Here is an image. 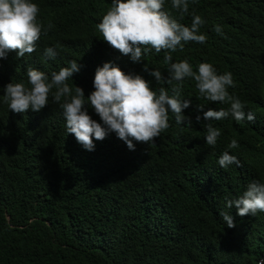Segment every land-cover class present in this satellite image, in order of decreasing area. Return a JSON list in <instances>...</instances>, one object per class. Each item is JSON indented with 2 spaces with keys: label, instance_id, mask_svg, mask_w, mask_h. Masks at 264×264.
I'll list each match as a JSON object with an SVG mask.
<instances>
[{
  "label": "trees",
  "instance_id": "1",
  "mask_svg": "<svg viewBox=\"0 0 264 264\" xmlns=\"http://www.w3.org/2000/svg\"><path fill=\"white\" fill-rule=\"evenodd\" d=\"M32 2L40 8L38 20L54 27L41 35L34 53L9 51L0 58V264H258L264 212L240 217L226 198H239L254 180L264 182V0H188L187 13L165 0L164 10L185 26L193 14L202 17L207 42H188L170 53L148 46L140 63L111 47L97 29L112 0ZM47 47L57 49L55 59L44 57ZM72 60L82 67L68 84L86 97L106 62L169 95L178 82L157 83L144 64L167 77L170 63L187 60L194 71L211 63L218 74L232 73L235 87L228 91L255 121H211L221 135L215 146L207 145L203 111L230 105L208 101L195 80L185 78L180 99L190 101L183 114L191 127L169 112L170 127L152 143L134 141L133 151L110 133L102 141L93 138L95 150L87 151L67 133L51 94L38 112L15 113L3 101L4 87L27 82L29 67L51 78ZM88 114L102 123L91 107ZM232 139L238 148H228ZM225 151L242 166L220 167ZM222 211L232 214L234 228L223 222Z\"/></svg>",
  "mask_w": 264,
  "mask_h": 264
},
{
  "label": "clouds",
  "instance_id": "2",
  "mask_svg": "<svg viewBox=\"0 0 264 264\" xmlns=\"http://www.w3.org/2000/svg\"><path fill=\"white\" fill-rule=\"evenodd\" d=\"M164 5L165 0H112V6L97 29L105 42L121 54L130 55L136 63L143 61L148 46L156 52L164 50L170 53L178 48L182 50L188 42H207V36L200 33L206 23L200 15L193 14L191 25L185 26L165 11ZM171 6L182 13H187L189 9L188 0H171ZM39 12V6L32 0H0V58H6L9 51H16L18 57L36 51L41 35H47L54 27L51 22L47 26L41 23L38 20ZM215 31L220 34L222 29L217 25ZM57 55L55 47L44 50L47 59H55ZM164 59L170 62L171 54H166ZM81 67L76 60H72L69 67L52 72L51 78L45 72L29 67L27 82H10L4 87L3 101L15 113L29 109L38 112L48 105L51 94L53 101L59 103L63 110L67 133L73 134L87 151L95 150L94 139L102 141L110 133H115L133 151L134 141L152 143L170 127L169 112L174 115L177 124L191 127V119L183 114L184 109L189 108L190 101L180 99L181 83L185 78L194 79L200 95L208 101L230 105L227 109L210 108L207 111H203L204 105L198 106L203 111V119L208 121L205 124L207 145L215 146L221 135L220 129L214 127L211 121L229 117L238 123L245 119L255 121L254 113H246V105L228 91L230 87H235L232 73L218 74L211 63H200L198 71H194L187 60L170 63L167 77L160 70H150L144 64V71L154 77L157 83L178 82L171 89L172 95L164 87L159 88L158 92L153 90L150 81L139 74H126L111 62L96 69L94 91L87 97L79 86H75L73 94V87L68 84V80H72ZM62 98H65L63 103ZM88 107L94 109L102 123L92 119ZM200 119L197 116V121ZM238 147L235 139L228 144L229 149ZM218 164L222 168L232 164L242 166L240 160L228 151L223 152ZM226 206L228 209L234 208L240 217L264 212V182L252 181L239 198H226ZM220 216L228 228L236 226L232 214L222 211ZM258 264H264V258Z\"/></svg>",
  "mask_w": 264,
  "mask_h": 264
}]
</instances>
